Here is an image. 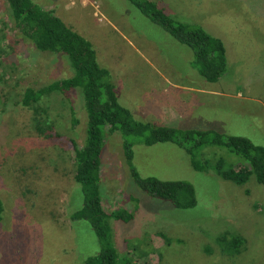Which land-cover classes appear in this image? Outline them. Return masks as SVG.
I'll return each instance as SVG.
<instances>
[{"label":"rangeland","instance_id":"374dc122","mask_svg":"<svg viewBox=\"0 0 264 264\" xmlns=\"http://www.w3.org/2000/svg\"><path fill=\"white\" fill-rule=\"evenodd\" d=\"M32 1L90 42L99 66L109 71L118 102L137 120H157L150 115L157 109L155 95L156 102L175 108L180 94L162 95L167 83L191 87L176 120L161 118L157 124L213 130L264 147V0H150L172 19L199 26L223 42L225 73L214 83L193 66L191 48L127 0ZM71 76L66 56L38 51L21 38L6 1L0 0V264H83L99 250L89 223L70 219L83 201L71 158V142L82 146L86 136L81 93L40 101L55 125L53 140L36 132L32 109L20 104L26 88ZM219 160L221 175L214 169ZM199 161L207 162L204 171L194 170L186 151L173 143L133 146V165L141 177L194 187L195 207L176 209L134 183L120 135H107L102 204L108 213L123 208L133 214L128 223L111 221L120 256L133 264H264L263 187L253 176L242 185L223 179L231 168L238 173L241 167L224 148L205 147ZM228 234L243 239L239 253L219 246Z\"/></svg>","mask_w":264,"mask_h":264},{"label":"trees","instance_id":"16d2710c","mask_svg":"<svg viewBox=\"0 0 264 264\" xmlns=\"http://www.w3.org/2000/svg\"><path fill=\"white\" fill-rule=\"evenodd\" d=\"M5 1L21 38L29 41L38 51L63 54L67 57L72 71L69 78L53 81L38 89L24 90L20 104L32 109L36 132L50 140L58 135L47 109L39 106L44 97L53 94L67 95L68 92L77 90L83 99L87 117L85 141L82 146L71 142V158L75 167L73 178L81 188L83 201L81 207L70 215V219L87 221L99 243L98 252L86 257L83 264H133L129 257L118 254L111 223H128L133 219V214L123 208L106 212L100 196L102 154L108 134L120 135L124 163L134 183L149 196L169 202L176 209L187 210L195 207L194 187L185 181L141 177L133 165L135 144L151 146L156 143H173L186 151L190 164L196 171L207 168L206 161H199V155L205 147L224 148L235 155L238 162L241 161V167L237 170L238 173H234L231 168L227 176L222 178L242 185L253 176L264 189L263 146L255 145L244 137L224 135L213 130H179L156 122L137 120L118 102L109 71L99 66L90 42L67 27L52 11L44 10L32 0ZM127 1L177 42L193 50V66L204 80L214 83L224 75L225 47L220 39L211 36L199 26L172 19L150 0ZM222 162L219 160L214 166L218 174ZM3 211L0 199V222ZM243 242L241 237L234 234L218 240L219 246L225 247L223 252L233 254L240 252Z\"/></svg>","mask_w":264,"mask_h":264},{"label":"crops","instance_id":"0c3cea01","mask_svg":"<svg viewBox=\"0 0 264 264\" xmlns=\"http://www.w3.org/2000/svg\"><path fill=\"white\" fill-rule=\"evenodd\" d=\"M40 6V5H39ZM54 7H55V9H56V6L54 5ZM43 8V7H42ZM52 9V8H51ZM44 10H47V9H44ZM50 11V10H49ZM57 17V16H56ZM64 18V14H61V18ZM64 20V19H63ZM65 21V22H64ZM63 22L66 24V20H64ZM164 82V81H163ZM185 88V89H184ZM162 90H161V93H162V95L163 94H165V95H167L171 90L172 91H178L179 92V96H176L175 98H174V100L176 99V102H175V108H174V106L172 105L171 106V108L170 109H167L165 106H167L166 105V103L165 104H160L159 102H156V101H158L157 100V98H156V95L154 96V99H153V104L155 105V107L157 108L155 111L153 110V111H151L150 113V115L151 116H153V117H155L157 120H154V118L152 119V121L151 122H157V123H160L159 121H161L163 118H170L171 120H173V121H171V122H174L176 119H175V115L177 114V115H179V114H181V112H182V110H180V106H181V104H182V100L184 99V97H182V96H184V93L186 92V91H190L191 89H193V88H191V87H179V86H177V85H174V84H170V83H167L166 84V86H164V87H162L161 88ZM172 104H174V102H173V100L172 101H170ZM147 113H149V112H147ZM162 118V119H161ZM150 121V120H149ZM162 124V123H161ZM164 124V123H163ZM164 125H167V124H164Z\"/></svg>","mask_w":264,"mask_h":264},{"label":"built area","instance_id":"2783aa9c","mask_svg":"<svg viewBox=\"0 0 264 264\" xmlns=\"http://www.w3.org/2000/svg\"><path fill=\"white\" fill-rule=\"evenodd\" d=\"M65 2H68L70 4H74V1L73 0H64Z\"/></svg>","mask_w":264,"mask_h":264}]
</instances>
